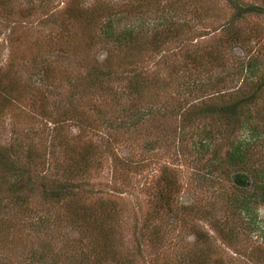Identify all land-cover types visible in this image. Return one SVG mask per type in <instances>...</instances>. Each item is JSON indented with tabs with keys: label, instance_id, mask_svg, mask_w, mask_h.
I'll return each instance as SVG.
<instances>
[{
	"label": "rangeland",
	"instance_id": "rangeland-1",
	"mask_svg": "<svg viewBox=\"0 0 264 264\" xmlns=\"http://www.w3.org/2000/svg\"><path fill=\"white\" fill-rule=\"evenodd\" d=\"M1 1L0 72L12 69L19 84L27 82L31 90L10 102L9 113L0 114V177L6 185V170L28 169L34 190L26 207L0 200V261L27 264L20 245L24 239V248L37 247L39 233L45 248L53 245L63 252L64 234L73 246L71 240L93 231L91 223L70 228L76 208L96 216L94 222L101 220L97 224L113 239L116 257L131 264H264V205L251 204L248 213L234 209L228 199L233 189L241 190L231 182L235 170L226 174V166L221 165L224 173L211 166H218L213 155L222 158L223 141L216 138L206 151L196 141L198 127L209 123L196 113L202 105L225 104L251 88L254 79L246 81L245 73L232 68L257 56L263 66L255 77L264 72V16L236 20L231 8L264 7V0ZM94 4L111 6L118 12L119 27L132 25L141 36L149 38L162 17L169 18L179 36L158 52L140 50L137 61L130 63L116 51L117 44H99L93 38L90 55L82 62L81 35L74 37L77 26L67 15L76 6L89 10ZM228 27L245 42L243 50L226 46L225 74L209 67L206 55L222 45ZM89 59L108 61L112 79L103 89L69 97L64 76L81 79ZM46 65L52 70L48 75L40 69ZM137 72L141 86L133 94L129 81L139 77ZM222 78L217 90L223 95L217 100L206 86ZM71 102L74 118L63 113ZM256 107L242 109L237 118L242 127L232 141L248 137L246 125L256 121L255 115L264 118V95ZM253 124L261 133L249 144L247 163L261 169L264 123ZM28 151L31 162L23 156ZM38 177L48 185L68 182L73 196L45 203L37 191ZM39 218L47 225L33 236Z\"/></svg>",
	"mask_w": 264,
	"mask_h": 264
},
{
	"label": "trees",
	"instance_id": "trees-1",
	"mask_svg": "<svg viewBox=\"0 0 264 264\" xmlns=\"http://www.w3.org/2000/svg\"><path fill=\"white\" fill-rule=\"evenodd\" d=\"M2 2L4 1L0 0V5ZM231 6L234 19L236 20L241 19L244 15L264 16V7L256 5L241 6L236 4H232ZM111 10V6L94 4L89 10H83L79 5L69 11V14L67 15L68 21L75 22V26H77L74 37L77 38V33L79 37L81 35V43L78 42V46L81 45L82 62H85L90 55V51L94 46L92 41L93 38H96L97 43L109 42L117 44L113 45L118 49L116 51H120L122 55L125 54L128 59L127 63H130L137 61V57L140 55V50L150 51L151 53L158 52L166 43H168V41L176 39L179 36V31L171 28L172 24L168 21L169 18L166 17L160 18L159 21L153 25V28L149 32V38L141 36L132 25L120 28V24H118L119 17L116 15L118 12H113ZM224 38L221 46L218 45L213 49H209L210 51L205 55L207 56L206 59H208L207 64L209 67L220 68L223 72L226 71V74L229 69L224 68L225 63L222 59V56L225 53L224 50L229 51L228 48H231L233 45L234 47L243 50L245 39L242 37L240 38L239 33L237 34L234 32L230 27L226 29V35H224ZM115 47H113L112 50L116 49ZM257 58V56H253L248 58L245 62H241L239 67L232 68L236 72L240 70L242 73H245L247 77H243L244 80L248 81L247 79H254L248 93L235 96L231 101L225 104L216 103V101L214 103L204 104L198 109V111H196L197 114L204 115L205 118H208L209 120V123L206 125L208 127H205V125L198 127L196 141L199 150L206 151L208 144L210 145L216 138L223 141L225 150L222 154V158L218 159L215 155L212 156L216 158L214 159V162L216 161L218 163V168L213 165L211 166L214 169H218L220 173H224L221 165L227 167V170L225 171L226 174H228V170H235L231 182L241 190L233 189V194L228 200H230L231 205H236L237 208L235 207L234 209L238 212L241 211L245 213L250 211L251 204L264 205V168L254 169L250 167L249 163H247V155L250 151L249 144L251 141H258L261 133L257 132L258 128L253 123L259 122L263 124L264 118L260 115H255L254 117H256V121L254 119V122L249 121L247 123L252 124L249 126L246 125L248 134L246 139L235 142L230 138L237 131V128H240L242 125L240 124L239 119H237L242 109L246 111L250 109L259 110L256 107V103H260L261 97L264 95V72L255 77V74L259 71V67L263 66L261 61ZM88 61V64H85V72L81 76V79H73L68 73L64 76L65 78L63 82L69 85V91H66L69 97L70 95L76 97L77 95L82 94L83 91L91 88L103 89L101 88V85L108 84L112 79L113 72H111V66L108 67L107 65L108 61L106 62L104 60L102 63H98L91 59ZM40 69L45 75L50 74L52 71L47 65ZM136 74V76L139 77L129 81V87L133 94L139 92L142 80L140 79V73L137 72ZM19 81L20 79L12 69L11 72L10 70L0 72V114L9 113L8 111L11 106L10 102L13 100H20L22 95H27L31 90V87L27 82L19 84ZM217 81L223 84L225 80L224 78L215 79L213 84L211 83L206 86V89L211 92L213 91L211 97H215V99L218 100L223 94L217 90L219 85ZM154 85L157 86V84ZM60 87L61 85L57 88L60 89ZM258 100L259 102H257ZM63 113L72 118L77 117L76 107L73 106L72 102L68 103L66 112ZM184 116H186V113ZM250 118H253V115L250 116ZM19 140L22 142L23 139L20 138ZM8 152L10 153L9 150ZM23 156L31 162L32 155L29 151L24 153ZM83 167L85 168L86 165ZM5 173H9L10 177L8 178V183H6V185L4 181L5 178L0 177V200L4 199L12 205H23V207H26L28 205L27 196H32V190H34L33 184L30 180L31 178L28 175V169H20L18 171V168H15L14 170V167H11V169L6 170ZM206 176L210 177L211 173L209 172ZM53 183L54 184L52 185H48L45 183L44 178L38 177L37 191L45 203L53 204L60 201L65 202L69 197L73 196L71 184L68 182ZM169 183L171 182H168V184ZM2 186H5L4 191L2 190ZM73 211L74 212L71 215L72 218L70 217L73 220L70 222V228L72 229V225L75 227V224L81 225L82 223L83 225H87L91 223L93 231H87V233L85 230L81 235L80 231H78V234L81 237L76 241L71 240L74 244L73 246L68 245L69 241L67 235H60V248L63 252L60 250L56 251L57 249L53 248V245L45 248V245L40 242V233L37 236V240H39L37 247L33 248L30 245L24 248L25 240L23 239L20 245L22 247L21 256L25 258L24 261H26L27 264H110V262H112V264H131L129 260L116 257L117 250L114 247L113 239L110 241L109 236L106 234L108 231L105 233V230H102L97 224L101 222V220L94 222V217L96 216L88 215L84 212L86 211L85 209L74 208ZM87 219H89V222H87ZM46 221L45 219L39 218L36 224L34 223L36 227L32 226L33 236L38 233L37 228L47 225ZM226 233L228 235L230 232ZM227 235H224V239L228 240L230 239V236ZM155 239L156 236L150 238L152 244L156 241ZM1 247L2 246H0V248ZM56 254L60 256L58 260L59 262L57 261ZM0 264H4L3 260L2 262L0 261Z\"/></svg>",
	"mask_w": 264,
	"mask_h": 264
}]
</instances>
